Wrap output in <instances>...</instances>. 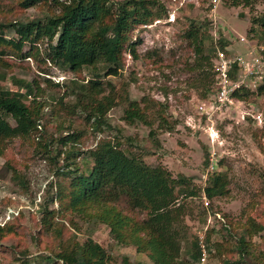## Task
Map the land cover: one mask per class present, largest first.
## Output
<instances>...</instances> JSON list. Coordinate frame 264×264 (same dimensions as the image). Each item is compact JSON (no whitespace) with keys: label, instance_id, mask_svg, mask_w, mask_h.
Instances as JSON below:
<instances>
[{"label":"rangeland","instance_id":"rangeland-1","mask_svg":"<svg viewBox=\"0 0 264 264\" xmlns=\"http://www.w3.org/2000/svg\"><path fill=\"white\" fill-rule=\"evenodd\" d=\"M249 1L248 5L232 6L230 0H221L217 6L218 33L228 41L226 49L230 55L245 54L249 45L264 54V32L260 21H253L264 15V0ZM161 2L168 12L173 8L170 0ZM209 2L190 0L173 11L174 21L162 17L136 27L132 39H139L138 58L125 53L124 66L117 75H106L102 64L96 68L83 67L78 72L63 70L43 60L42 44L38 46L39 54L30 57L25 56L31 51L25 45L22 52L25 57L7 54L1 58L8 67L0 61V76H5L0 79V87L15 90L13 78L36 82L37 101L43 104L41 132L36 135L42 133L43 140L52 138L50 148L58 146L55 139L73 131L79 135L77 146L82 151L92 148L101 137L115 138L121 141L122 148L131 150L147 164L160 163L173 177H186L188 189L196 194L185 200L189 214L185 217L187 236L181 242L183 264L241 261L236 246L242 234L252 245L243 264H264V229L256 231L252 224L253 221L264 224V92L258 93L256 87L249 88L241 100L233 97L231 104L211 115L201 108L216 92V58L211 52L209 38L212 29L208 28L210 23L209 26L204 24L209 21ZM0 7V21L43 18L54 10L52 0L37 1L25 9L19 7L17 0H2ZM192 24L202 27V32L207 31L203 37V53L209 59L202 60L196 55L190 39L183 37ZM240 36L247 42L240 41ZM96 74L105 83V94L110 88L116 93L115 105L106 113L101 130H92L91 120H87L88 111L73 110L75 95L70 91L74 84L69 82L72 78L86 82ZM124 92L130 99L140 100L146 96L165 103L173 130L157 128L154 123L152 135L149 127L143 124H126L121 118L127 106ZM8 120L14 124L11 118ZM36 135L12 139L0 156V227L6 223L15 226V233L0 238V264H22L24 260L27 264H61L42 258L59 244L58 238L41 225L40 208L50 194L53 200L48 208H58L54 194L59 178L54 171L62 162L53 158L54 150L47 153L36 144ZM59 148L63 147L59 145ZM86 156V153L77 156V163L82 164ZM213 173L225 177L226 190L208 198L204 187ZM183 196L185 194L179 191V197ZM9 209L17 214L9 217ZM74 222L77 228L67 224L68 232L75 233L79 241L92 238L106 250L113 264H123L122 257H127L129 264H152L134 247L117 244L105 224L88 223L79 216L74 217ZM247 227L252 230L250 235L246 233ZM200 239L205 245V259L201 260L200 254L199 259L194 260L190 255L192 241L196 240L199 247ZM22 249L27 253H18Z\"/></svg>","mask_w":264,"mask_h":264},{"label":"trees","instance_id":"trees-1","mask_svg":"<svg viewBox=\"0 0 264 264\" xmlns=\"http://www.w3.org/2000/svg\"><path fill=\"white\" fill-rule=\"evenodd\" d=\"M47 3L48 0H17L19 7L25 9L35 2ZM2 0H0L1 6ZM53 12L43 18L31 20L0 21V61L8 67L4 55L14 57L37 56L40 44L43 45V60L50 64L78 72L83 67L102 64L106 75H117L124 66V55L138 58L136 47L139 39H132V33L138 26L152 23L155 19L168 17V10L161 0H52ZM230 5H248L249 0H230ZM0 7V12L2 11ZM264 32V15L260 19ZM207 20L204 24L209 26ZM194 24V23H193ZM191 25L183 37L190 39L196 55L204 57L203 37L207 31ZM209 28V27H208ZM11 33V35H7ZM211 52L215 56L213 38L209 32ZM228 41L220 33L218 45L226 49ZM28 45L31 51L23 55V48ZM11 52V53H8ZM237 65H233L230 77L235 78ZM215 74V72H214ZM5 76H0L4 79ZM48 81V79H45ZM16 89L0 87V156L4 154L8 143L17 137H30L41 132L43 104L37 101L35 81L27 82L12 79ZM74 87V108L87 112L92 130H101L105 115L115 105L116 93L112 88L107 94L105 83L98 74L94 79L79 82L69 80ZM215 82V80H214ZM36 84V87H35ZM23 89V90H22ZM22 90V91H21ZM235 90L232 97L242 99L247 89ZM216 91V87H215ZM243 91V92H242ZM242 92V93H241ZM257 92H264V84L257 87ZM127 106L123 110L122 120L128 125L137 123L149 127V134H154L153 124L157 128L172 131L168 121L165 103L153 101L143 96L140 100L130 99L124 92ZM8 118L14 121L12 125ZM43 131V129H42ZM36 135L40 147L47 153L54 152L53 158L61 164L54 171L56 191L54 197L57 209H49L53 195L41 205V225L58 238L57 248L50 249L43 255L46 262L61 264H113L106 250L92 238L79 241L75 233L68 232L66 225L77 228L74 217L79 216L88 223H102L109 228L111 238L119 245L132 246L138 253L145 254L152 264H183L180 260L181 242L187 236L188 225L185 217L189 214L186 199L194 196L193 189H188L186 177H173L162 164H147L131 150L121 147V141L101 137L96 144L82 151L77 142L79 135L69 132L55 139L58 146L50 148L53 139L43 140ZM59 145L63 148H59ZM86 153L85 161L77 163L76 157ZM207 160V159H205ZM207 163V162H206ZM226 180L222 174L213 173L208 178L204 192L208 198L225 192ZM178 187V188H177ZM179 191L185 196L179 197ZM50 192V191H49ZM16 219V218H15ZM254 230L264 229V224L252 222ZM230 230V227L225 226ZM247 234L252 230L247 227ZM66 232V235H64ZM68 232V233H67ZM8 233H15L13 223L0 227V238ZM236 250L240 263H244L251 251V243L242 234ZM39 242L37 241V244ZM190 255L198 260L201 254L196 240L192 241ZM46 249V248H45ZM21 255L25 249L18 251ZM40 256V255H39ZM38 256V257H39ZM20 259L22 257H19ZM123 264H129L127 257H122ZM27 264L28 261H22ZM239 262H226L238 264Z\"/></svg>","mask_w":264,"mask_h":264},{"label":"built area","instance_id":"built-area-1","mask_svg":"<svg viewBox=\"0 0 264 264\" xmlns=\"http://www.w3.org/2000/svg\"><path fill=\"white\" fill-rule=\"evenodd\" d=\"M190 0H170L173 8L168 12V21H174V12L176 9L186 5ZM209 22L211 30V36L213 38L215 47V84L216 92L210 102L202 103L201 108H204V112L207 115L213 114L215 111H221L232 103V93L235 90H244L252 87H258L264 84V54L258 51L254 45H249L245 54L233 53L230 55L229 51L226 53L217 43L219 38L218 33V21L217 6L221 0H209ZM240 41L247 42L244 36L239 37ZM233 65H237L235 78L230 77V71ZM204 106V107H203ZM210 138L213 135L208 131ZM207 205V202H205ZM11 214H17L14 209H9L8 216ZM199 247L201 251V260L205 259L206 250L203 240H199Z\"/></svg>","mask_w":264,"mask_h":264}]
</instances>
